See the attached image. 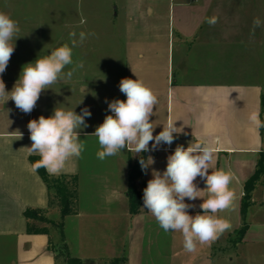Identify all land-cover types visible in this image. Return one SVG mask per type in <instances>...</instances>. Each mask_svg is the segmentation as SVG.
I'll list each match as a JSON object with an SVG mask.
<instances>
[{"label": "crops", "instance_id": "0c3cea01", "mask_svg": "<svg viewBox=\"0 0 264 264\" xmlns=\"http://www.w3.org/2000/svg\"><path fill=\"white\" fill-rule=\"evenodd\" d=\"M210 3L119 0L110 9L112 21L104 29L110 47L103 57L110 64L107 76L118 79L114 98L126 99L119 90L121 79L138 77L158 97L150 118L157 125L154 135L169 122L182 131L171 145L152 150L153 141L148 152L136 155L125 149L101 161L96 155L98 140L90 134L112 113L99 120L85 117L89 127L80 132L85 144L81 156L69 158L58 173L48 172L77 178V210L65 216L63 231L70 254L83 264H111L116 258H125V264H264V168L252 191L248 228L239 233L245 185L260 160L264 165V126L250 119L258 113L264 122V88L249 80L264 77V65L261 74L255 73L254 52L264 38L256 37L254 26L248 23H230L231 33L224 34L226 22L209 23L214 14H224ZM0 11L20 28L14 53L0 77L10 92L25 64L63 44V0H40L32 15L26 1L0 0ZM8 99L0 97V264H58L53 245L60 243L61 233L55 227H47V233H30L24 214L28 208H49L48 186L32 169L31 157L38 155L27 149L32 143L28 122L45 116L40 111L48 108V91L42 92L39 108L29 114ZM192 140L213 147L211 166L231 171L235 196L229 208L217 213L230 228L211 244H197L194 252H187L182 235L165 232L143 208V201L138 212L132 213L130 189L133 185L143 191L153 169L163 172L176 146L187 147ZM149 156L154 163L132 182V168L141 158L150 163ZM194 183L205 188L199 177ZM200 195L207 198L206 192ZM185 202L194 205L189 214L201 212L202 199L186 198ZM47 216L60 214L53 209Z\"/></svg>", "mask_w": 264, "mask_h": 264}, {"label": "clouds", "instance_id": "9594fccd", "mask_svg": "<svg viewBox=\"0 0 264 264\" xmlns=\"http://www.w3.org/2000/svg\"><path fill=\"white\" fill-rule=\"evenodd\" d=\"M209 23L214 24L215 20L210 19ZM253 26H261L259 18L254 19ZM19 31V23L0 11V77L14 53ZM69 35L70 43L51 49L50 54L25 64L10 92L6 91V85L0 78V97L8 96L20 111L29 114L43 91L52 89V85L61 80L71 79L84 63L81 60L74 64V48L95 33L81 31L78 35L75 32ZM70 65L74 66L65 72ZM119 90L126 99H114L108 103L112 114L106 115L90 134L98 140L97 158L103 161L125 149L139 155L148 152L149 144L153 141L152 150L161 144L171 145L182 129L176 127L175 122H169L154 135L157 125L150 119L155 115L154 108L158 104L154 91L138 77L121 79ZM90 116L88 108L78 114L75 108L56 107L52 115H41L38 119L30 120L27 128L32 143L27 149L30 154L40 157L32 164L33 171L44 168L50 174H55L64 168L69 158L80 157L85 149L80 132L88 127L85 117ZM250 119L258 126H264L258 113L251 114ZM214 156L213 147L203 142L192 140L187 147L177 145L174 152L167 156L166 169L163 172L153 169L152 178L143 189V208L151 213L165 232L180 233L187 252H194L197 244H211L230 228V223L217 213L233 203L235 193L230 187L233 174L223 168L213 169ZM147 160L150 163H146L144 158L140 159L142 170H147L154 163L151 156ZM198 177L204 181V189L194 183ZM201 192H206L207 198H202ZM186 198L202 199L199 206L201 212L189 214L188 210L194 205L186 203Z\"/></svg>", "mask_w": 264, "mask_h": 264}, {"label": "rangeland", "instance_id": "374dc122", "mask_svg": "<svg viewBox=\"0 0 264 264\" xmlns=\"http://www.w3.org/2000/svg\"><path fill=\"white\" fill-rule=\"evenodd\" d=\"M29 9V13H33L34 9H38L40 0H23ZM119 0H63V44L70 43V33L75 32L77 35L83 31L85 33H95L89 36L82 44L73 50L74 64L83 61V67L78 68L71 79H64L52 85V89H47L49 105L44 111L48 117L52 115L54 108L60 107L65 109H74L77 113H81L82 109L88 108L91 112L90 118L99 120L110 112L108 103L113 101L114 90L116 89V81L118 79L109 78L108 68L109 62L104 60L103 54L106 52L110 43L106 40L109 34L105 33V27L112 21L110 9L112 11L117 7ZM210 5L214 9H221L223 13L214 14L213 19L216 22H226L223 25V32L229 33L231 24L237 25L252 24L254 19L259 18L261 26L255 27L253 33L256 37L264 38V0H211ZM32 15V14H31ZM71 17L73 18L71 21ZM211 18V19H212ZM115 24V23H114ZM230 24V25H228ZM235 32V31H233ZM247 32V31H245ZM250 32V31H249ZM231 33V32H230ZM255 69L256 75L261 74L264 62V44L255 47ZM32 52L34 47H31ZM227 49V47H224ZM21 55V54H18ZM74 65H70L65 72L71 70ZM188 80H214V79H188ZM224 80H247V79H224ZM260 84L264 88V77L256 76L249 79ZM83 86L84 92L80 91ZM77 93H80L79 95ZM125 97V95H124ZM80 107L76 110L77 107ZM89 127V126H88ZM92 127H95L93 124ZM51 219L60 222L59 216H52ZM40 228L55 227L52 224L37 223ZM57 227H55L56 229ZM57 230V229H56ZM236 236H234V239ZM63 244L58 245L59 249H63ZM58 264H64V259L60 257Z\"/></svg>", "mask_w": 264, "mask_h": 264}, {"label": "trees", "instance_id": "16d2710c", "mask_svg": "<svg viewBox=\"0 0 264 264\" xmlns=\"http://www.w3.org/2000/svg\"><path fill=\"white\" fill-rule=\"evenodd\" d=\"M38 159H40V157L38 156L31 157L32 163H34ZM263 168V160H260L256 172L245 185V194L242 202V216L244 222L239 230L240 234H244V232L248 228L246 222V215L249 207L251 206L252 191L256 185V182L259 180L263 172ZM37 171L42 177V179L45 181L49 189V208L47 210L28 208L25 211L24 214L28 219V231L30 233H47L48 228H40L37 226V223L54 225L55 227H57L56 229L62 235L60 243L53 245V250L54 252H56L57 260L62 257L64 259V264H83V262L79 258L73 257L70 254L69 248L64 238L63 231V219L65 218V216L75 213L77 210V178L68 175H50L48 171L44 168H40ZM142 171L143 170L139 161V163L132 168V182L135 178L142 175ZM130 199L132 213L138 212L143 201V191H136V189L132 185L130 189ZM53 209H58L59 211V223L55 220L48 218L47 216V212ZM60 244L64 245V250L58 248V245ZM125 262V258H116L111 261V264H125Z\"/></svg>", "mask_w": 264, "mask_h": 264}, {"label": "built area", "instance_id": "2783aa9c", "mask_svg": "<svg viewBox=\"0 0 264 264\" xmlns=\"http://www.w3.org/2000/svg\"><path fill=\"white\" fill-rule=\"evenodd\" d=\"M39 100H40V98H39ZM38 100V101H39ZM39 108V105H38V102H37V104H36V106H35V108L34 109H38Z\"/></svg>", "mask_w": 264, "mask_h": 264}]
</instances>
